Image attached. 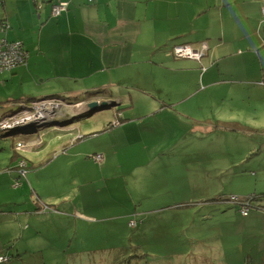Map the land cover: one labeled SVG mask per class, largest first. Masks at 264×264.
Wrapping results in <instances>:
<instances>
[{
  "label": "rangeland",
  "instance_id": "obj_1",
  "mask_svg": "<svg viewBox=\"0 0 264 264\" xmlns=\"http://www.w3.org/2000/svg\"><path fill=\"white\" fill-rule=\"evenodd\" d=\"M180 1L186 6L224 0ZM238 22L201 61L176 58L170 44L200 40V22L182 24L171 37L162 28V47L150 50L144 71L136 67L100 86L91 77L77 82L78 90L118 97L87 96L106 109L98 105L92 117L55 118L43 127H34L41 122L36 120L7 140L0 137V256L12 259L5 264H135L138 258L143 264H264V217L253 213L244 220L231 208L257 204L264 210V86L255 81L256 75L264 81V48L248 56L243 36L253 32V24ZM256 41L251 35V45ZM252 58L255 67L248 66ZM217 67L222 83L211 85L208 73L202 80L207 69L217 74ZM2 85L0 80V96ZM36 92L31 91L39 97ZM52 103L67 106L72 115L85 105L68 97ZM11 115L0 114V129ZM77 148L89 158L95 151L103 162L71 159ZM219 196L226 203L211 201ZM164 206V221L132 229L142 245L136 247L129 230H122L130 217L124 215L154 219L153 211ZM123 243L134 244L124 257L117 249Z\"/></svg>",
  "mask_w": 264,
  "mask_h": 264
},
{
  "label": "crops",
  "instance_id": "obj_2",
  "mask_svg": "<svg viewBox=\"0 0 264 264\" xmlns=\"http://www.w3.org/2000/svg\"><path fill=\"white\" fill-rule=\"evenodd\" d=\"M59 1L67 3V8L60 16L53 17L52 7ZM214 4L183 6L180 0H155L151 15V0H48L38 3L33 0H1L0 43H19L27 54L25 64L11 72L2 73L0 80L7 90L4 89L0 96L1 116L7 111L10 114L14 108L12 105L19 101L30 102L50 96L89 102L86 101L87 96L97 93L101 99H107L106 96L109 95L118 100L111 91L78 90L77 82L91 77L95 85L100 86L103 83L117 82L118 75L122 72L130 73L136 67L140 66L141 72L144 71L142 65L148 63L146 59L150 50L162 47L159 45L158 31L165 27L170 29L171 37L178 33L177 30H181L182 24L200 22L201 27L197 29L201 35L200 40L177 42L172 39L170 44H186L196 50L205 48L203 57L207 58L206 50L210 51L211 45L222 43V35L234 21L239 20L241 27L253 24L251 30L248 29L253 32L243 37L248 45L246 54L258 55V51L264 48V37H260L261 32L264 34V23L261 20L264 0H241L240 3L224 0ZM251 35L257 36L254 45L250 43ZM261 44L262 47L256 52V47ZM214 63L212 66L218 65L216 61ZM251 63L255 67L257 60L252 58L248 66ZM212 68L204 72L202 80L208 73L207 79H211V85L222 83L223 80L218 79L219 68L217 67V74ZM255 79L256 83L259 81L264 86L260 76L256 75ZM64 81L72 83L63 87L61 83ZM39 87H43L45 92L36 89ZM34 90L39 97L31 93ZM53 91L61 94H51ZM92 113L87 110L75 117L87 119L86 117H92ZM66 118L68 116L63 119ZM79 128L77 126L72 132ZM76 152L78 154H74L71 159L78 156L92 165L103 162L93 159L97 155L95 151L90 158L88 152H83L82 149L77 148ZM78 215L82 218L80 210ZM126 224L128 223L122 224V230L128 228Z\"/></svg>",
  "mask_w": 264,
  "mask_h": 264
},
{
  "label": "built area",
  "instance_id": "obj_3",
  "mask_svg": "<svg viewBox=\"0 0 264 264\" xmlns=\"http://www.w3.org/2000/svg\"><path fill=\"white\" fill-rule=\"evenodd\" d=\"M38 2L42 1H48V0H37ZM89 2L92 0H88ZM67 8V3L63 2H57L53 5L52 10H51V15L53 17H58L61 15L63 11ZM262 17L264 19V9L262 11ZM205 51V48H203L201 51H195L194 49L190 48L188 45L183 44V45H178L174 46L173 48V55L176 58L180 59H197L199 60ZM27 59V54L23 50L22 46L19 43H7V42H1L0 43V73L4 72H10L17 68L20 65L25 64V61ZM56 98H49L48 100L45 99L39 103L37 102H32L31 106L34 108H39V107H47V105H54L52 102H55ZM42 103V106H39L38 104ZM59 105V104H58ZM22 113H25L24 110L19 111L15 114H12L7 121H4L1 124V128L6 130V129H14V131H23L24 129H27L29 127L28 125H16V126H11L9 123L13 121L14 119L17 118V116L21 115ZM42 126V124H41ZM38 127V126H34ZM43 127V126H42ZM20 142V141H18ZM18 146V145H17ZM94 159L97 162H101L102 158L99 155L94 156ZM248 213V209L241 208L240 214L242 216H246ZM132 226V224H130ZM9 259H3L0 257V263H6L8 262Z\"/></svg>",
  "mask_w": 264,
  "mask_h": 264
},
{
  "label": "trees",
  "instance_id": "obj_4",
  "mask_svg": "<svg viewBox=\"0 0 264 264\" xmlns=\"http://www.w3.org/2000/svg\"><path fill=\"white\" fill-rule=\"evenodd\" d=\"M1 1V0H0ZM33 2L34 3H38V1L37 0H33ZM91 2V1H90ZM4 27V26H3ZM27 60V59H26ZM25 63H26V61H25ZM13 71V70H12ZM11 72V71H10ZM4 73H7V72H4ZM25 101H19V102H17L16 104H14V105H12V106H16V105H19V104H21V103H24ZM11 113L10 114H15V113H17V112H19V110H17V108H13L11 111H10ZM5 114H9L8 113V111L7 112H5ZM83 116V115H82ZM4 117V116H3ZM84 117V116H83ZM110 128H113L111 125L108 127V129H106V130H109ZM16 131H14V129H6V130H4V129H0V137L1 138H4L3 140H7V139H5L7 136H10L11 134H16L15 133ZM20 134H25V133H21V132H19ZM5 134H7V135H5ZM26 139V138H25ZM13 155V154H12ZM12 155L10 154V157L8 158V164H9V162L12 160ZM93 156V155H92ZM16 163V165L15 164H13L12 166H15V168H17L18 167V165L19 164H21V162L18 160V161H16L15 162ZM27 167H28V165H26ZM3 170L2 169H0V172H2ZM261 195H263L264 196V193H261ZM246 198H248V197H246ZM245 198V199H246ZM224 198L223 197H221V196H219V197H217V198H215V199H213V200H211V201H213V202H218V203H226V202H224L225 200H223ZM253 200H256L255 198L253 199ZM252 200V201H253ZM201 203H203V200H201ZM229 204V203H228ZM180 205H182L183 207L184 206H186V205H184V204H180ZM179 204H177V206H175L176 208L177 207H179L180 206ZM254 205V208L252 209V208H250L249 210H248V213H247V215L246 216H242L241 214H240V206H247V204H237V205H235V204H231V206H233V207H231L232 209H236L237 211H236V213H238L240 216H242V218L244 219V220H249L250 219V216H252L253 215V213H255V214H257L258 216H263L264 217V210H261V211H259V209L257 208V207H259V206H262V205H257V204H253ZM264 206V205H263ZM169 208V206H164V207H161V208H159V209H157V210H154L153 211V213L154 214H156L158 217H154V219H151L150 218V216L151 215H153V214H151V215H149V214H147V215H144V216H142V218H140L138 221L136 220V219H134L133 217H131V215H129L130 217H129V219H128V224H126V226H128V230H129V235H130V241L131 242H133L135 245H136V247H141L142 245H141V243H140V241L137 239V233H134V231H132V229H135V231H138V229L139 230H141V228H143V229H148V225H149V223L150 222H154V223H159L160 221L162 222V221H164L165 220V218H162V215H164L163 214V212H164V210H166V209H168ZM257 212V213H256ZM254 214V215H255ZM149 215V216H148ZM252 218V217H251ZM130 224H132V226H130ZM154 233H151V235H153ZM143 237V236H142ZM133 243H128V244H126V243H123V244H121V246H118L117 247V249L119 250V251H121L119 254H120V256H122V257H124V256H127L128 254H131V252H132V250H133V248H134V244ZM0 257H2V258H6L5 256H0ZM121 257V258H122ZM129 257H131V256H129ZM133 257H135L136 258V256H133ZM8 259H10L8 262H6V263H10L11 262V258H9V257H7ZM120 258V259H121ZM118 260V259H117ZM138 260H139V258H138ZM138 260H136L137 262V264H143V262L142 261H138ZM154 259H150L148 262H150V263H152V261H153ZM135 263V264H136ZM0 264H5V263H0ZM112 264H114V261L112 262ZM116 264V263H115ZM134 264V263H133ZM238 264H252L251 262H249V261H243V262H239ZM261 264H263L262 262H261Z\"/></svg>",
  "mask_w": 264,
  "mask_h": 264
},
{
  "label": "water",
  "instance_id": "obj_5",
  "mask_svg": "<svg viewBox=\"0 0 264 264\" xmlns=\"http://www.w3.org/2000/svg\"><path fill=\"white\" fill-rule=\"evenodd\" d=\"M63 96H50V97H44V98H38V99H34L35 102H41L45 99H49V98H62ZM64 98V97H63ZM64 101V100H63ZM99 105L98 108L100 109H105L106 108V104L105 103H90V102H85V105H82L83 108L76 109L73 110L74 113L77 112L75 115L72 114H68L70 112H72V110L67 109L65 106H60V105H47V107H39V108H34L31 106V101L30 102H24L21 103L19 105H16L14 108H17V110H21L22 108H24L23 110L25 111V113H22L21 115L17 116L16 119H14L13 121H11L9 124L11 126H16V125H27L29 124V128L30 127V123L34 122L36 120H40L41 122L38 123L37 126H47V124H49L50 122L53 121H61L59 119H63L66 116L70 117V116H76L78 114H82L83 111H90V112H95L93 111L95 108H97V106ZM91 107V108H90ZM60 108V111L58 114H55V110ZM97 108V110H99ZM79 111V112H78ZM56 118V119H55ZM52 119H55L53 121H50ZM10 260V259H9Z\"/></svg>",
  "mask_w": 264,
  "mask_h": 264
},
{
  "label": "bare ground",
  "instance_id": "obj_6",
  "mask_svg": "<svg viewBox=\"0 0 264 264\" xmlns=\"http://www.w3.org/2000/svg\"><path fill=\"white\" fill-rule=\"evenodd\" d=\"M195 51H201V50H196V49H194ZM205 55V51L203 52V54H202V56L201 57H203Z\"/></svg>",
  "mask_w": 264,
  "mask_h": 264
},
{
  "label": "clouds",
  "instance_id": "obj_7",
  "mask_svg": "<svg viewBox=\"0 0 264 264\" xmlns=\"http://www.w3.org/2000/svg\"><path fill=\"white\" fill-rule=\"evenodd\" d=\"M180 45H183V44H180ZM131 226V225H130Z\"/></svg>",
  "mask_w": 264,
  "mask_h": 264
}]
</instances>
